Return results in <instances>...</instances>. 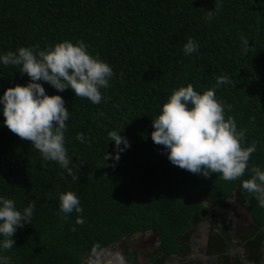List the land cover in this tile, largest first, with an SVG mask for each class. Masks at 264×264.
Returning <instances> with one entry per match:
<instances>
[{
  "label": "trees",
  "instance_id": "1",
  "mask_svg": "<svg viewBox=\"0 0 264 264\" xmlns=\"http://www.w3.org/2000/svg\"><path fill=\"white\" fill-rule=\"evenodd\" d=\"M189 37L199 47L185 55ZM63 40L83 41L114 75L99 104L40 82L70 111L65 147L78 181L0 123V195L19 209L35 202L30 224L2 253L10 264H81L86 252L149 229L164 252L174 253L191 218L205 212L201 202L221 201L236 189L264 224V207L240 188L248 169L235 180L203 178L170 164L149 136L150 119L172 90L191 83L202 92L226 75L231 84L217 87L216 96L229 106L225 116L245 130L244 146L256 142L249 167L264 168V0H0V53ZM27 80L19 66L0 64V94ZM111 130H122L130 144L118 162L103 160L112 151ZM78 132L88 143L75 138ZM64 191L77 194L83 212H60L57 194Z\"/></svg>",
  "mask_w": 264,
  "mask_h": 264
},
{
  "label": "clouds",
  "instance_id": "2",
  "mask_svg": "<svg viewBox=\"0 0 264 264\" xmlns=\"http://www.w3.org/2000/svg\"><path fill=\"white\" fill-rule=\"evenodd\" d=\"M207 18H212V10L207 11ZM241 41L242 51L246 52L249 42L245 37ZM198 47L189 37L182 50L189 55L197 52ZM0 64L19 66V72L28 77L25 84H15L0 94V116L3 117L0 123L22 140L29 141L45 161L56 162L73 181H78L79 177L70 167L78 165L70 159L65 147L70 111L61 95L46 94L40 82L47 83L56 92L69 89L75 97L99 104L107 99L101 89L110 87L114 75L111 66L90 53L81 40H63L44 48L20 46L0 53ZM222 84H231L228 76H217L216 85L202 92L194 90L191 83L172 90L150 119V139L162 146L161 154L170 164L203 178L219 173L224 180H235L248 169L251 175L241 181L240 188L253 194L259 206L264 207V168L248 164L250 155L256 151V142L244 146L245 130L238 129L231 116H225L229 106L217 98L215 91ZM122 130L107 133L113 147L111 152L105 151L104 162H118L121 153L130 147ZM75 138L88 143L83 133L78 132ZM57 196L61 213L83 212L75 192H59ZM34 207L35 202L30 200L19 209L13 199L0 195V264H10V257L2 253L14 247L17 229L30 224ZM83 222L77 216L76 223ZM108 255L103 264H127L120 251ZM88 264H101V261L90 259Z\"/></svg>",
  "mask_w": 264,
  "mask_h": 264
},
{
  "label": "flooded vegetation",
  "instance_id": "3",
  "mask_svg": "<svg viewBox=\"0 0 264 264\" xmlns=\"http://www.w3.org/2000/svg\"><path fill=\"white\" fill-rule=\"evenodd\" d=\"M201 205L205 212L191 218L176 239L174 253L164 252L159 235L149 229L125 234L106 248L86 252L81 256V264H88L90 259H99L103 264L112 251H120L127 264H264V224L251 215L247 202L240 201L239 189L221 201L204 199ZM199 224L206 238L204 248V238L199 245L190 237Z\"/></svg>",
  "mask_w": 264,
  "mask_h": 264
},
{
  "label": "crops",
  "instance_id": "4",
  "mask_svg": "<svg viewBox=\"0 0 264 264\" xmlns=\"http://www.w3.org/2000/svg\"><path fill=\"white\" fill-rule=\"evenodd\" d=\"M203 228V226H202V224H199V225H196V228H194V232L193 233H191V235H190V237H191V240L194 242V243H196V244H199L200 245V243H201V240H202V238H204V244H203V248L205 247V242H206V238L204 237V236H202V229ZM232 234H236V231H233V232H231ZM241 234V233H240ZM243 234V233H242ZM229 235V234H228ZM228 235L226 234V236L228 237ZM237 235V234H236ZM238 235H239V233H238ZM230 236V235H229ZM231 237V236H230ZM261 239H263V237L261 238ZM107 259L109 258V256H107L106 257ZM221 264V263H220ZM261 264V263H260Z\"/></svg>",
  "mask_w": 264,
  "mask_h": 264
},
{
  "label": "rangeland",
  "instance_id": "5",
  "mask_svg": "<svg viewBox=\"0 0 264 264\" xmlns=\"http://www.w3.org/2000/svg\"><path fill=\"white\" fill-rule=\"evenodd\" d=\"M117 249H118V246H117ZM103 263V262H102Z\"/></svg>",
  "mask_w": 264,
  "mask_h": 264
}]
</instances>
